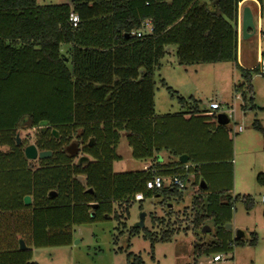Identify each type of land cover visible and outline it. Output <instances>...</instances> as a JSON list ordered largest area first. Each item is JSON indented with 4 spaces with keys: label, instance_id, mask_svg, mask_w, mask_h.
<instances>
[{
    "label": "trees",
    "instance_id": "obj_1",
    "mask_svg": "<svg viewBox=\"0 0 264 264\" xmlns=\"http://www.w3.org/2000/svg\"><path fill=\"white\" fill-rule=\"evenodd\" d=\"M240 1L71 0L39 5L36 0H0V146L7 147L0 150V264H37L32 248L70 244L73 227L103 217L112 202L125 206L126 218L137 193L143 199L173 194L181 198L175 188H145L155 174L181 175L191 169L178 160L157 161L161 150L177 158L186 155L195 168L202 166L204 175L203 159L221 151L224 142L232 157L228 131L213 121V114L157 115L152 77L169 45H175L181 65H238ZM71 12L78 16L76 26L69 21ZM144 19L151 20L153 32L132 34ZM258 70L240 68L249 94L252 73ZM24 120L41 126L34 144L38 151L50 150V156L36 162L25 157L30 143L17 144L14 132ZM253 126L264 139L260 123L254 121ZM72 134L87 142L83 150L93 160L81 156L74 161L67 147ZM122 134L134 159L150 161L145 170L113 172ZM224 163L231 172L232 166ZM257 180L264 184V174ZM26 195L31 197L29 205L23 202ZM244 201L247 208L252 205L251 197L244 196ZM213 204L229 211L232 207L217 198ZM121 217L114 215L117 221ZM200 220L197 217L196 223ZM137 230L133 227L130 233ZM143 230L151 248L170 240L171 234L163 233L158 240ZM20 240L25 249L19 248ZM255 243L253 234L250 244ZM235 244L243 240L236 238ZM142 262L139 255L127 254V264Z\"/></svg>",
    "mask_w": 264,
    "mask_h": 264
},
{
    "label": "rangeland",
    "instance_id": "obj_2",
    "mask_svg": "<svg viewBox=\"0 0 264 264\" xmlns=\"http://www.w3.org/2000/svg\"><path fill=\"white\" fill-rule=\"evenodd\" d=\"M70 2L36 0L39 5ZM245 5L252 7L249 2ZM256 8L254 32L249 37L241 36L238 43V65L233 61L181 65L175 54V45H169L152 77L157 115L192 111L209 117L213 114L216 122V115L224 113L228 122L222 126L226 127L231 140L232 157L227 155L228 146L224 142L221 151L203 159L206 175L200 170L202 166L195 168L189 159L182 163L191 165V169L181 172L185 180V188L178 190L181 198L173 194L136 200L126 218L125 206L112 202L108 217L103 215L93 222L75 225L70 244L32 248L33 261L37 264H127V254L133 253L141 257L142 264H264V203L261 201L264 184L257 180L259 173L264 174V139L262 132L253 126L254 121H258L264 130V60H260L264 47V0ZM258 17L263 21L262 37ZM240 68L259 69L252 73L251 94ZM211 102L218 103L219 109H210ZM239 126L241 132H238ZM40 127L30 125L27 120L21 122L14 131L15 137L19 136L18 144L22 141L34 144ZM79 133L80 129L76 131L77 135ZM74 135L67 146L74 154V161L81 156L93 160L83 150L87 142ZM6 149V146H0L1 151ZM116 150L121 160L112 162L113 172L146 169L147 160L130 156L131 147L123 134ZM167 159L166 155L163 163H167ZM217 162L223 163L213 164ZM224 162L232 166L231 172ZM215 171L218 173L214 174ZM170 176H163L166 182ZM78 178L85 183L82 176ZM201 184L205 187L202 188ZM244 196L252 199L249 208ZM215 198L219 202H230L231 210L228 206L215 208ZM143 211L146 213L143 228L155 234L158 240L163 233L171 234L169 241H157L151 248L143 228L130 233ZM209 211L214 213L207 216ZM115 214L122 215L119 221L114 218ZM197 217L201 219L199 223H196ZM204 227L209 231H203ZM238 230L243 232L241 245L235 244ZM253 234H256L255 245L250 244ZM228 242L230 246L226 249ZM217 246L221 247L218 253L226 259L210 262Z\"/></svg>",
    "mask_w": 264,
    "mask_h": 264
},
{
    "label": "water",
    "instance_id": "obj_3",
    "mask_svg": "<svg viewBox=\"0 0 264 264\" xmlns=\"http://www.w3.org/2000/svg\"><path fill=\"white\" fill-rule=\"evenodd\" d=\"M254 30H255V24L253 21V16H252L251 10L249 9L248 6H245L243 8L242 14H241V36L244 38L249 37L254 32ZM216 121L218 124L224 125L228 122V118L224 113H218L216 115ZM16 143L17 144L19 143V136L18 135H16ZM24 154H25V157L27 159L34 160L36 158L43 159V158L50 156L51 151L50 150L38 151V149L36 148V146L34 144H29L24 148ZM82 159L85 160V157H82ZM179 161L181 163L187 162V156L186 155L179 156ZM201 187L203 188V187H205V185L201 184ZM54 194H55V192H53V191L49 193L50 197L54 196ZM23 202L25 205H29L31 203V197L29 195L24 196ZM91 206H92V208H95L97 206V204L93 203V204H91ZM105 216L108 217L107 214ZM145 216H146V213L144 211L141 212L139 215V220H138V222H136L134 224V227L143 228L145 225V223H144ZM203 231H209V228L204 227ZM242 236H243V232L238 230L236 232V237L241 238ZM19 248L20 249L26 248V245H25L23 240L19 241Z\"/></svg>",
    "mask_w": 264,
    "mask_h": 264
},
{
    "label": "built area",
    "instance_id": "obj_4",
    "mask_svg": "<svg viewBox=\"0 0 264 264\" xmlns=\"http://www.w3.org/2000/svg\"><path fill=\"white\" fill-rule=\"evenodd\" d=\"M69 21L71 22L72 26H76L78 22V16L75 13L71 12L69 14ZM152 32H153V25H152L151 20L144 19L141 22L139 29H137L135 32H132V34H135L136 36L141 37L144 35L151 34ZM260 32H261L260 35L262 37V30ZM260 56H261L260 60L262 62L264 60V47H263V51L260 53ZM209 108L212 110H217L219 109V104L216 102H211L209 104ZM241 131H242V127L239 126L238 132H241ZM145 188L149 190H160L163 188H175L177 190H182L185 188V180L182 176L174 174V175H171L166 182L163 176L155 174L151 176V178L146 180ZM134 199L135 200L143 199L142 193L135 194ZM261 201L264 203V195L262 196ZM223 259H226V258L221 253H215L213 257L211 258L210 262H218Z\"/></svg>",
    "mask_w": 264,
    "mask_h": 264
},
{
    "label": "crops",
    "instance_id": "obj_5",
    "mask_svg": "<svg viewBox=\"0 0 264 264\" xmlns=\"http://www.w3.org/2000/svg\"><path fill=\"white\" fill-rule=\"evenodd\" d=\"M247 2L251 3L252 4V7L250 5H248L249 9L251 10V13H252V16H253V20H254V12L257 13V8H256V5L258 4H262V3H259L257 0H241V2H239V7H238V25H240V32L238 33V43L240 41V38H241V14H242V10L245 6ZM253 7L255 9H253ZM261 11H262V7H261ZM258 25L260 26V31L263 30V21H262V17H258ZM262 34H263V31H262ZM64 48H67V45H64L62 44L61 45V51L64 50ZM185 118H188L190 116V114H184L183 115ZM217 123V121H216ZM168 152L165 151V150H161L159 153H158V158H157V161H160V162H163L165 161V156L167 155L168 156V159L166 160V162H173L175 161L176 159H179V157L177 158V156H173L171 154H167ZM164 155V156H163ZM131 156V154H130ZM164 157V158H163ZM121 160V156H120V159L119 160H116L115 162L117 161H120ZM148 162L145 163L144 165V168H147L150 166V161L147 160ZM168 176V175H167ZM166 177V176H165Z\"/></svg>",
    "mask_w": 264,
    "mask_h": 264
}]
</instances>
